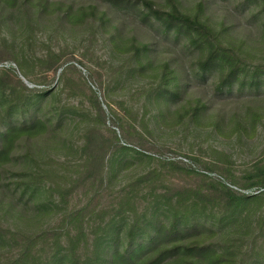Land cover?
<instances>
[{
	"label": "trees",
	"instance_id": "trees-1",
	"mask_svg": "<svg viewBox=\"0 0 264 264\" xmlns=\"http://www.w3.org/2000/svg\"><path fill=\"white\" fill-rule=\"evenodd\" d=\"M80 1L0 0V19L11 21L18 12L29 24L34 10L37 18L60 14L73 27L97 19L104 26L114 22L117 37L113 42L111 38V45L127 59L114 71L113 82L124 72L131 78L151 77L153 82L144 91L146 111L155 108L159 121L175 114L181 124L198 127L211 120L208 126L223 134L228 120L222 111L212 117L210 110L217 101L233 99L244 102L245 110L230 119L232 132L240 142L256 135L264 119L259 105L264 99V62L256 63L253 53L229 42L230 27L211 24L206 15L211 5L200 3L189 11L181 0H105L116 10L109 18L106 12L100 16L96 7L75 11ZM233 1L235 9L264 33V0ZM121 12L147 28L145 40L122 32ZM162 52L179 56L157 61ZM34 56L28 59L8 39L0 41V64L12 62L26 80L37 68L47 86L30 89L14 70H0V186L6 188L10 206L28 221L45 220L53 213L61 219L54 228L35 231L29 224L25 229L0 226L1 247L10 250L0 254V264H264L263 163L246 175L244 185L231 183L250 194L214 180H203L195 188L145 187L148 180H157L150 174L123 190L109 206L102 205L124 156L148 159L150 155L137 147L149 151L150 144L129 127L118 126L126 146L121 143L122 138L108 129L105 111L81 71L64 68L63 53L47 47L46 56ZM55 78L60 80L59 89L50 87ZM61 94L82 100L56 107L54 101ZM84 98L91 108L85 107ZM80 111L88 113V123L77 145L59 131L66 112ZM127 114L133 119L139 116L133 109ZM36 139H49L46 146L51 151L46 157L39 156L32 143ZM59 151L67 153L63 161ZM224 155H219L221 160L231 163ZM9 166L19 171H6ZM83 189H89L92 198L81 208L71 207L73 195Z\"/></svg>",
	"mask_w": 264,
	"mask_h": 264
},
{
	"label": "rangeland",
	"instance_id": "rangeland-1",
	"mask_svg": "<svg viewBox=\"0 0 264 264\" xmlns=\"http://www.w3.org/2000/svg\"><path fill=\"white\" fill-rule=\"evenodd\" d=\"M156 1L164 3V0ZM181 1L184 8L189 11H193L195 6L200 3L211 5L210 10L206 12L211 24L216 28H221V24L230 27L229 42L253 53L256 63L264 62V33L262 30H258L255 24L250 23L249 18L241 15L239 9H235L233 0ZM79 7L84 9L96 7L100 16L106 12L109 18H112V13L116 11L105 0H81L76 3L75 11H78ZM31 11L34 14V10ZM32 13L30 12L33 17H31L29 24H27L26 15L23 16L18 12L14 13L11 21L0 19V41L8 39L13 48L28 59L33 58V55L38 58L46 56L47 47L55 53H63L64 68L75 66L81 71L89 86L97 94L105 111L108 129H112L118 138H122L121 143L126 146V141L121 135V128L118 126L129 127L133 133L135 131L144 136V139L148 141L146 143L150 144L151 150L149 151L137 147L140 151L150 155L148 159L140 160L136 157L133 158L132 155L124 156L123 164L116 167L111 187L109 186L110 189L103 194L102 205L109 206L123 190L129 189L130 185L150 174H156L153 178L157 180L154 182L148 180L145 187L153 185L161 189L162 185H166L195 188L200 186L203 180L207 182L214 180L231 186L238 192L251 193V191L244 192L231 185V183L244 185L247 182L245 177L253 167L260 163L264 164V119L259 125L256 135L251 139L244 137V140L240 142L236 132H232L234 126L229 121L235 113V115H243L244 102L228 99L213 104L210 110L211 116L214 117L219 111H222L223 114L221 115L228 120L223 128V134H219L211 126H208L211 120L199 127L190 122L181 124L175 119V114L165 116L159 121L156 118L158 112L155 108L148 107V112L144 109L146 103L144 91L151 86L153 82L151 77L137 76L131 78L124 72L118 78V82H113L114 71L124 65L127 59V55L116 53L113 45H111V38L113 42L114 37H117V28L114 22H112V26L110 24L104 26L97 19L89 20L83 26L73 27L60 14L48 13L37 18V14L33 15ZM118 14L124 21L125 25L122 32L125 35L134 36L139 41L145 40L148 32L145 26L129 14L122 12ZM171 54L179 56L178 53L162 52L157 61L171 59ZM9 69L14 70L18 79H21L30 89L42 90L47 88L43 82L44 74L39 69H34L33 74L27 80L20 75L12 62L0 64V70ZM48 78L49 80L54 79L52 74H49ZM69 78L74 81L77 79L75 74L69 75ZM59 81V78H55L50 87L59 89ZM84 99L85 107L91 108L88 98ZM79 100H82V97L75 96L67 99L65 94H61L60 100L55 99L53 105L56 107L68 103L77 105ZM259 105L260 108L264 109V99ZM129 109L139 112V116L135 119L131 118L127 114ZM86 114L88 113L83 111L77 114L66 112L63 119L65 125L60 128L59 135L63 137L62 135L66 133L65 136L70 143L79 145L80 135L88 123ZM144 114L145 122H143ZM114 117H118L119 121H114ZM144 125L147 126L151 134L145 131ZM44 140L36 139L32 143L38 150L39 156L42 154L46 157L51 150L49 151L46 146L49 139ZM48 145L50 144L48 143ZM221 153L230 157L232 162L225 163L221 160L219 157ZM66 154L62 151L57 153L58 157H61V161L67 158ZM172 163L183 169H177L171 165ZM190 169L194 170L196 174L189 173L188 170ZM8 170L16 172L19 171V168L9 166L6 167V171ZM5 189L0 186V226L2 228L14 229L15 225H19L25 229L29 224L30 230L35 231L41 228H54L59 224L61 215L57 216L55 213L45 220L40 219L38 221L34 218V220L30 218L28 221L29 219L20 216L19 209L10 206L11 198ZM143 191L146 192L145 188ZM92 196L93 193L89 189L79 190L73 195L71 207H83ZM151 200L153 199H147V201ZM145 201H139L140 207L145 205ZM9 253L10 250L7 247L2 248L0 244V254L8 255Z\"/></svg>",
	"mask_w": 264,
	"mask_h": 264
}]
</instances>
